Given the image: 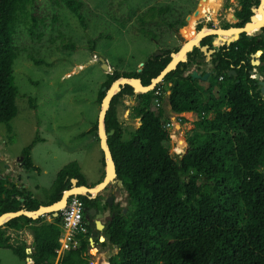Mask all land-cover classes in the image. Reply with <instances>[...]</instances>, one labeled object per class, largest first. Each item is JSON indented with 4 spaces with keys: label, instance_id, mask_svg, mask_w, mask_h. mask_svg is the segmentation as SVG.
Segmentation results:
<instances>
[{
    "label": "trees",
    "instance_id": "1",
    "mask_svg": "<svg viewBox=\"0 0 264 264\" xmlns=\"http://www.w3.org/2000/svg\"><path fill=\"white\" fill-rule=\"evenodd\" d=\"M34 1L0 0V122L8 131L10 121L17 114L18 87L14 82L13 63L18 50L13 35L18 15ZM60 1L85 27L81 0ZM239 1L241 8L235 12L239 19L236 25L249 19L251 6L259 0ZM168 11L167 6H150L139 15L138 32L155 39V32L144 25ZM163 21L171 28L185 25L183 20ZM234 21L232 16L231 22ZM227 26L230 25H224ZM261 30L264 32V27ZM238 36H232L231 41ZM211 37H204L200 43H210ZM215 39L213 43L218 46ZM169 52L167 49L163 55L152 54L140 70L115 69L107 73L96 101L100 104L106 94L102 87H109L119 77H136L144 85L149 84L170 61ZM200 52L199 48H193L187 53V61L179 62L152 91L137 94L131 113L141 124L129 131L127 139H123L117 105L123 96L133 94L132 86L123 85L111 98L104 126L107 133L113 132L106 142L117 178L124 185L128 207L125 212L117 203L110 207L113 216L105 222V240L101 244L117 250L106 259L108 264H264V98L257 80L250 77L256 53L261 62L258 68L264 77V39L243 32L236 41L219 46L206 86L200 84L203 81L200 78L184 74V68L194 63ZM231 70L236 74L228 75ZM166 93L172 112H193L198 117L185 138L183 153L176 156L171 155L170 133L165 127L162 109L157 106ZM29 101L35 107L34 98L30 97ZM93 131L97 132V121L87 132ZM38 141L42 139L37 137L22 149L25 166L37 171L31 160V149ZM102 162L104 165L103 159ZM71 178L86 185L76 161L61 168L50 187L44 189L45 202L31 198L27 191L14 184L12 188L7 187V179H0V214L21 208L34 210L59 200L62 192L70 187ZM13 192L22 196L24 202L8 203L7 197ZM89 196L77 195L86 232L77 235L78 245L66 251L59 264H89V237L94 225L89 223L86 214L91 207L100 211L108 207L101 194ZM47 215L52 218L50 222L44 220V215L36 219L19 216L7 220L0 226V248L11 250L23 261L29 257L34 264H54L61 218ZM23 227L32 236L29 245L25 241H13L8 233V229ZM27 247L31 252L26 251Z\"/></svg>",
    "mask_w": 264,
    "mask_h": 264
},
{
    "label": "rangeland",
    "instance_id": "2",
    "mask_svg": "<svg viewBox=\"0 0 264 264\" xmlns=\"http://www.w3.org/2000/svg\"><path fill=\"white\" fill-rule=\"evenodd\" d=\"M81 2L85 27L62 1L35 0L27 6L24 13L18 15L13 35L18 50L13 63L14 82L18 87L15 97L17 114L10 121V131L0 122V173L11 176L12 180L20 174L23 182L29 185L30 194L39 202H45L44 189L50 187L57 172L69 162L78 163L86 185H94L101 179L104 165L99 138L97 132L87 131L97 121L101 110L96 97L107 73L115 69L121 72L135 71L158 50L162 51V54L167 49L170 52L175 48L178 50L183 41L189 40L191 35L203 27L221 28L226 24L233 25L239 22V19L231 22L232 16L241 8L239 0ZM154 5L167 6L169 11L157 16L155 20L146 22L144 26L156 34L155 39H150L138 32V18L142 12ZM195 9L198 10L197 15L192 14ZM188 14H191L190 19L194 17L193 21H186ZM163 19L172 22L183 20L185 25L171 28ZM177 32L183 37V41ZM253 33L264 39V32L260 29ZM210 41H213V37ZM212 47H215L213 43ZM218 47L219 45L215 49L218 50ZM30 56L41 60L42 63H35ZM100 56L108 64L109 70L102 67ZM253 62L256 64V61ZM212 64V61L200 52L192 68L201 73L211 71L212 74ZM253 70L252 68L250 71V77L254 78L257 72ZM210 76L200 81V84L206 86ZM132 95L133 98L129 95L123 96L117 105L118 119L123 127V139H127L129 131L136 129L140 124V119L134 118L131 113L137 91ZM167 95L166 93L163 96L157 106L162 109L163 118L166 120L165 127L170 134L175 135L174 139L170 137V151L176 148L179 140L183 143L179 152L182 154L185 138L195 127L194 123L198 117L193 112H172ZM30 97L34 98L35 107L30 105ZM262 97L264 98V95ZM176 124H179V127ZM37 137L42 141L35 142L32 147L31 160L39 170L26 166L15 167V171L4 170V164H12L14 157ZM99 194L103 197L113 196L111 206L117 203L119 209L128 207L126 191L117 188L114 183H110ZM109 210L107 207L104 214L110 215ZM44 220L51 221V216L44 214ZM102 232H98L97 237H103L104 241ZM8 233L16 242L25 241L29 245L32 240L27 227L20 230L8 229ZM101 242L90 246L89 264H108L106 259L116 253V247ZM0 261L2 264L27 262L4 248H0Z\"/></svg>",
    "mask_w": 264,
    "mask_h": 264
},
{
    "label": "water",
    "instance_id": "3",
    "mask_svg": "<svg viewBox=\"0 0 264 264\" xmlns=\"http://www.w3.org/2000/svg\"><path fill=\"white\" fill-rule=\"evenodd\" d=\"M262 2H264V0H259L256 5L251 6V8H250L251 9V15L249 16V19L247 21L243 22L241 25H230V26L225 27V28L224 27H221V28L218 27L217 29L213 28L212 29V33H209V34L201 37V39L199 40V42L197 44L188 45L187 46L188 48L185 49L184 46L189 43V41H187L184 44H182V46L177 51L170 52L169 53V55L171 57L170 61L165 65V67L160 71V73L157 76H155V77H153L151 79L149 84L144 85L141 82V80L139 78H136V77H124L123 76V77H119L118 79H116L109 87H107V88L105 86L102 87V90H105L106 94L101 100V103H100L101 110H100V112L98 113V116H97V136L99 138V145H100V148L102 149L103 160H104V175H103V178H102L101 181L97 182L94 186H89V185H84V184H78V180L76 178H71L70 179V183H71L70 187L68 189H65L62 192L61 197H60L59 200H57L55 202H52L50 204L40 205L37 209H34V210H27L25 208H21V209L15 210V211H6V212L0 214V216H2L4 214H11V217H9L7 220H9L11 218L19 217V216H27V217H30L32 219H36V218H38L39 215L34 217L33 215H29L28 213L32 212V211H36V210L40 209L41 207L42 208H48V207L52 206V210L45 211V212L41 213L40 215L42 216L44 214L51 213V215L53 217H57L59 215V210L66 205L67 200H68V198L71 195H74V194H77V195L78 194H89L90 198H94L102 190H104L110 183H114L117 186V188L119 187V188L124 189V185L122 183V180L117 178L114 161L112 159L110 150H109L107 142H106L107 136L110 135L113 132V130H111L110 132L107 133L105 131V126H104L105 114H106L107 109L109 108L112 96L115 93H117L118 91H120L122 86L125 85V84L131 85L132 88H133V92L137 91V94L148 92V91H152L156 87V85L162 81V79L164 78V76L168 72H170L171 70H174L177 67L179 62H185L187 60V53L192 51L193 48H195V47L199 48V50L201 52H203L204 55H206V57L208 59H210V54L215 52V49L214 48H209L207 44L201 45L200 41L204 37L209 36V35L217 37L218 36L217 31L218 30L219 31H231L232 29H234L236 31H239L238 32L239 36H238L237 39L240 38L241 33H243V32L246 33V29L247 28L248 29H249V27L252 28V26H254V25L258 26L260 31H262L261 29L264 27V22L257 21L256 20V16H255V12H256V10L259 9L260 4ZM192 14L193 15H197L198 14V10L195 9ZM190 16H191V14H188L186 16V21L190 19ZM233 17H234V19L238 20V18L236 16L233 15ZM177 35L183 41V37L180 35L179 32H177ZM246 35L254 36L255 34L246 33ZM237 39L232 40L231 42L236 41ZM231 42H229V43H221L219 46H222L224 44L225 45H229ZM177 53L179 54L178 55L179 60L175 63L173 61V59H174V55H176ZM154 55L156 56V55H163V54H162V51L158 50L157 53H155ZM183 55H184V57H183ZM99 59L101 60L102 67L104 69H106L105 67H106V65L108 66V64L105 62V60L101 56L99 57ZM253 61H256V64H253L254 63ZM253 61H252V65H257L258 62H259V60H253ZM140 69L141 68H139L138 70H140ZM187 71H189V74L191 75V77L193 79L200 78L201 80H206L209 77V75H210V71H206L204 73H201L196 68H192V66H189L187 68ZM112 72L113 71L111 70V73ZM231 74L235 75L236 73H235L234 70H231V71L228 72V75H231ZM254 78L257 80V85L259 87L260 95L263 96L264 95V79H262V78L259 79V75L257 73H256ZM129 97L133 98V95H129ZM140 124H139V126H140ZM176 126L179 127V124H176ZM170 137L172 139H174L175 135L174 134H170ZM103 143L105 144V147H106L108 153H106L105 148H103ZM178 154H179L178 152L176 153L174 151H171V155H173V156H176ZM108 158H109V161H108ZM77 189L82 190L83 193H80V192L76 193L75 191ZM113 201H114V197L113 196H108L107 199H106V202L108 203V206H111ZM61 203H63L62 206H60L59 208H55L57 205H59ZM125 211H126V208H123V212H125ZM89 213H90V215H95V217H96L95 220H94L95 228L92 229L90 237H89L90 246H94L93 237H95L97 235V232L102 230V228L104 227V223L102 222V219H104L106 221L107 220H111L113 214H111V215L106 214L105 215L101 211L96 212L95 208H90L89 209ZM6 221H4V223ZM102 240H103V237H100V241H102ZM26 251L29 253V252H31V249L30 248H26Z\"/></svg>",
    "mask_w": 264,
    "mask_h": 264
},
{
    "label": "built area",
    "instance_id": "4",
    "mask_svg": "<svg viewBox=\"0 0 264 264\" xmlns=\"http://www.w3.org/2000/svg\"><path fill=\"white\" fill-rule=\"evenodd\" d=\"M61 233L54 264H59L64 253L78 245L77 235L86 232L82 219V209L77 194L71 195L64 207L59 210ZM26 264H34L28 257Z\"/></svg>",
    "mask_w": 264,
    "mask_h": 264
},
{
    "label": "flooded vegetation",
    "instance_id": "5",
    "mask_svg": "<svg viewBox=\"0 0 264 264\" xmlns=\"http://www.w3.org/2000/svg\"><path fill=\"white\" fill-rule=\"evenodd\" d=\"M194 18V17H193ZM233 25H236V23L235 24H233ZM228 27V26H227ZM225 28V27H224ZM195 29V28H194ZM197 33V32H196ZM195 33V34H196ZM253 33V32H252ZM194 34V35H195ZM194 35H191L192 37L194 36ZM212 36V35H211ZM191 37V38H192ZM215 36H213V38H214ZM190 38V39H191ZM216 42H217V44L218 45H220V43L218 42L219 40H218V36L216 37ZM188 41V40H187ZM222 42L223 43H229V42H231V38H229V40H228V37L226 38V37H223L222 38ZM212 43H213V41L211 42L210 41V43H206L207 45H208V47L209 48H214L215 49V47H216V44L215 43H213L214 44V46L215 47H212ZM201 44V43H200ZM211 44V45H210ZM202 45V44H201ZM216 49H215V53H216ZM202 54H204L203 52H201ZM214 53V52H213ZM215 53L213 54V56L211 57L210 56V60L212 61V59L213 58H215ZM259 54L258 53H256L255 54V58H256V60H259V56H258ZM184 57V56H183ZM187 61V60H186ZM261 64V62H260V60H259V62H258V64L255 66V67H253V71H255V72H257V74L259 75V77L260 78H262V79H264V77H263V75H262V73H261V70H259V68H258V66ZM193 65V63H190L189 65H187L185 68H184V72L185 71H187V68L189 67V66H192ZM213 65V64H212ZM196 67V66H195ZM213 67V66H212ZM188 73H189V71H187ZM210 74H211V71H210ZM251 74V73H250ZM210 76V75H209ZM4 166H5V168H4V170H7V171H15V167H24L25 166V156L22 154V152H20L18 155H16L15 157H14V160H13V162H12V164H10L9 166L8 165H6V164H4ZM27 178H29V175H27L26 176ZM0 179H7V181L9 182V184L7 185V187H10V188H12V185L11 184H14L15 186H16V188H18V189H24L25 191H27L28 192V194H30V192H29V190H28V184H26V183H24L23 182V180H22V177L20 176V174H18L17 176H16V178H15V180H12L11 179V176H7V175H4V174H1L0 173ZM6 185V184H5ZM30 197L31 198H33V196L30 194ZM107 197L108 196H106V197H104V201H106V199H107ZM25 200V199H24ZM24 200H23V197L22 196H20V195H18V194H16V193H11L10 194V196L9 197H7V202L8 203H15V202H17V201H19L20 203H23L24 202ZM103 201V200H102ZM103 201V202H104ZM109 207V209H110V207L111 206H108ZM91 208H94V207H91ZM96 209V208H95ZM100 210H97L96 209V212H99ZM105 211V210H104ZM104 211H101V212H103V213H105ZM109 213H110V215L112 214V211H111V209L109 210ZM86 217L88 218V220H89V222L91 223V224H93L94 225V228H95V224H94V220H95V215H90V213L88 212L87 214H86ZM105 222H106V220H104L103 221V223H104V225H105ZM103 229H104V227L102 228V230H100V231H103ZM100 231H98V232H100ZM98 232H97V234H98ZM97 237V236H96ZM98 238V237H97ZM95 240V239H94ZM97 242L98 241H94V243L95 244H97Z\"/></svg>",
    "mask_w": 264,
    "mask_h": 264
},
{
    "label": "bare ground",
    "instance_id": "6",
    "mask_svg": "<svg viewBox=\"0 0 264 264\" xmlns=\"http://www.w3.org/2000/svg\"><path fill=\"white\" fill-rule=\"evenodd\" d=\"M199 6H200V4H199ZM255 16H256V20L257 21H261V22H264V2H262L261 4H260V7H259V9L258 10H256V12H255ZM194 20V18L192 17L191 19H190V21H193ZM247 28V27H246ZM212 29L213 28H211V27H203L202 29H200L199 31H197V33L191 38V39H189L188 41H189V43L188 44H186L185 46H184V48L185 49H187L188 47V45H193V44H197L198 42H199V40L201 39V37H203V36H205V35H207V34H209V33H212ZM214 29H217V28H214ZM257 30H259V27L258 26H252V28H250L249 27V29L247 28L246 29V33H251V32H255V31H257ZM239 31H236V30H234V29H232L231 31H217V34H218V42L221 44V43H223L222 42V38L223 37H232V36H234V35H236V34H239L238 33ZM185 42H187V41H185ZM184 42V43H185ZM183 43V44H184ZM178 53L176 54V55H174V59H173V61L176 63L178 60H179V58H178ZM184 56V55H183ZM107 70H109V66H107L106 65V67H105ZM183 143H181V142H179V140L177 141V146H176V148H174L173 149V151L174 152H180L181 150H180V146L182 145ZM103 148H105V151H106V153H108L107 152V149H106V147H105V144L103 143ZM108 155V154H107ZM108 161H109V158H108ZM76 193H83V191L82 190H80V189H77L76 191H75ZM63 205V203H61V204H59V205H57L55 208H59L60 206H62ZM49 210H52V206L51 207H48V208H40V209H38V210H36V211H32V212H29L28 214L29 215H33L34 217L35 216H38V215H40L41 213H43V212H45V211H49ZM9 217H11V214H4V215H2V216H0V224L1 223H3L4 221H6Z\"/></svg>",
    "mask_w": 264,
    "mask_h": 264
},
{
    "label": "crops",
    "instance_id": "7",
    "mask_svg": "<svg viewBox=\"0 0 264 264\" xmlns=\"http://www.w3.org/2000/svg\"><path fill=\"white\" fill-rule=\"evenodd\" d=\"M98 181H99V180H98ZM98 181H97V182H98ZM97 182H96V183H97ZM96 183H95V184H96ZM51 220H52V218H51ZM48 222H50V221H48ZM93 229H94V228H93ZM102 233H103V232H102ZM96 236H97V235H96ZM96 236H95V237H96ZM95 237H93V242L96 241V240H94ZM99 238H100V237H98V239H99ZM98 241L101 242L100 239H99Z\"/></svg>",
    "mask_w": 264,
    "mask_h": 264
}]
</instances>
